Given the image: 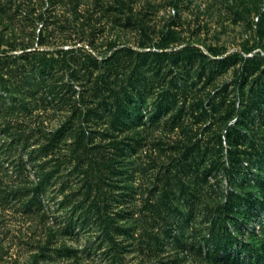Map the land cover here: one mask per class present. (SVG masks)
<instances>
[{"label":"rangeland","instance_id":"1","mask_svg":"<svg viewBox=\"0 0 264 264\" xmlns=\"http://www.w3.org/2000/svg\"><path fill=\"white\" fill-rule=\"evenodd\" d=\"M41 9L47 10L44 26L31 15ZM40 31L44 43L39 42ZM24 41L31 43L28 50L84 44L99 60L77 57L78 77L66 69L57 75L54 70L48 72V82H56L51 92L44 84L31 85L32 79L25 82L16 74L5 75L11 83L8 90L16 91L1 88L0 93L7 98L5 106L16 108L11 114L4 111L0 120V189L10 193L19 184L32 186L36 164L60 157L64 161L61 180L68 186L65 193L74 199L64 208L59 206L64 194L53 191L61 187L59 181L51 191L55 198L48 203V216L40 217L1 196L0 264H31L51 229L59 232L55 246L65 242L77 249V255L55 252L43 264H217L205 257L215 246L219 228V219L210 209L230 199L239 205L227 217L233 239L222 264L249 261L245 243L264 253V0H0V50L20 53ZM163 42L168 47L157 48ZM185 45L198 50L167 55ZM119 47L152 53L138 56L132 64L116 61L112 72L110 65L99 61ZM235 51L240 53L237 58L212 61ZM22 63L29 68L34 59ZM94 90H117L118 110H122L121 90L133 91L132 99L123 98L130 113L120 112L124 115L118 117L119 128H113L104 109L87 123L95 142L102 143L106 155L115 161V170L105 179L112 214L124 216L121 223L134 229L128 233L125 228L126 233L116 235L115 245L127 246L122 259L98 237L91 216L85 228L62 235L73 204H78L86 189L87 165L76 167L70 155L72 130L66 132L55 154L45 157L40 151L64 123L78 127L85 120L72 104L86 94V103L95 106L101 93ZM11 96H24L26 101L23 106L14 104ZM242 117L245 146L262 157L257 154V163L245 160V166L251 163L250 170L230 176L223 169H213L212 161H227L233 144L227 128ZM21 133L30 138L29 150L42 158L32 160L20 147L4 151L13 135ZM113 138L120 142L118 146L127 147L125 152L108 146ZM168 199L174 206L161 218L150 204ZM172 222V235L165 236ZM152 230L163 237V243L148 245L146 235ZM148 246H156L157 254H149ZM189 246L201 248L205 258L195 256Z\"/></svg>","mask_w":264,"mask_h":264},{"label":"trees","instance_id":"2","mask_svg":"<svg viewBox=\"0 0 264 264\" xmlns=\"http://www.w3.org/2000/svg\"><path fill=\"white\" fill-rule=\"evenodd\" d=\"M33 20L41 21L42 26L46 24L47 21V10L41 9L35 15L34 12L31 13ZM42 28V27H41ZM42 31V29H40ZM38 35L39 42L44 43L45 40L42 36V33ZM31 43L23 42L21 49L22 52L15 53L10 50H0V89L4 88L5 91H9L10 93L15 92L16 90H8L11 87V83L8 81V78L5 76L6 74L12 75L16 74L18 78L25 80L32 79L30 84H36L34 86H40L44 84L47 88H49V92L55 89L56 82L49 81L45 77L46 74L50 71L54 70V74L57 75L58 71L66 69V71L71 72L73 77H78L76 74V58L79 56H84L86 58L89 57V60L98 61V56H94L93 50H89L84 44L76 45L72 44L66 45L62 44L58 48L51 49H30ZM65 45V46H64ZM168 47L164 42L158 44L157 48L164 49ZM11 49H15V47H11ZM152 48L149 49L151 51ZM198 50L196 46L193 45H185L180 50H172L171 52H167L169 56H177L179 54L190 55L193 51ZM152 52H140L136 51L129 47H119L114 49L110 54H105L101 57V61L103 63H107L111 67L112 72L114 71L113 64L116 61L126 60L132 64L138 56L141 55H149ZM157 54V52L153 53ZM239 52L235 51L231 55H226L220 61L212 60L213 62L222 63L230 60L232 58H237L239 56ZM213 55H218L215 50H213ZM27 59H34V64L32 67L27 66V64H20L22 61ZM237 60V59H236ZM235 60V61H236ZM80 61V60H78ZM29 64L31 62L29 61ZM39 70V71H38ZM37 73V74H34ZM115 72V71H114ZM106 78V75H105ZM111 87L112 81L108 78L105 79ZM31 86V87H34ZM95 92L100 91V95L96 97H100V100H97L95 106L89 107L85 100H87V95L80 94V98H76L72 104L75 109H78L79 114L85 119L82 123L77 127V124L64 123L60 129H58L55 133H53L50 137H48V142L40 146V151H42V155L45 157H49L51 153L55 154V149L58 147L59 143L62 141L64 135L68 130H72L73 137V147L70 155L76 159V167H82L83 165H87V169L85 171V192L78 200V204H73L72 214L67 218V223L63 226L62 235H71L75 233L79 228H85L88 225V221L90 220V216L94 219L93 223H96L98 226V230L100 232V236L102 241H106L110 247H114L118 257L123 258V251L127 246H116V235L122 234L123 232L131 233L134 231L130 226H126L121 223V220L125 219L124 216H120L118 213L112 214V211L109 206V197L111 192L109 189H105V182L108 172H113L115 170L113 156H107L105 148H103L102 143L95 142L94 135L91 134L87 123L89 122L90 117H97L100 115L104 109L103 115H106L107 118L111 119V124L113 128H119L118 126V117H121L124 114L120 112H128L130 113L127 103L123 100V98L132 99L133 91L132 90H121V95L123 94L122 101H120L121 109H117V102L119 100L118 91L117 90H94ZM124 91V92H123ZM7 98L3 93H0V120L4 116V111L9 112V114L15 112L16 105L5 106L7 102H5ZM10 100L14 104L22 105L25 103L26 98L11 96ZM103 106L102 109L99 108L98 105ZM23 106V105H22ZM244 118L240 120V122L236 123V126H228L227 132L230 138L233 139V144L230 149H228L229 153L227 155V161H220L219 159H214L213 169L224 170L228 175H238L241 172L246 170H250V164L248 166L244 165L245 160H249L252 163H257L259 159L256 158L257 154L261 158L262 154L256 153V151H251L247 148L246 143L244 141L245 134L242 133V128L240 124ZM86 122V123H84ZM254 122L249 121V124H253ZM127 125V121L123 123V126ZM254 129V127H253ZM258 134V130L255 131V135ZM120 142L118 139L113 138L108 143V146H112L117 148L120 153L125 152L127 147L118 146ZM30 138L25 135V133H21L19 135H13L10 143L6 145V149L4 151L11 152L16 150L17 147H20L22 152L27 151L29 157L32 160H37L42 158L39 154H34V149L29 150L30 148ZM3 153V143L0 144V162L1 155ZM120 156V154H119ZM64 161L60 157H51L47 160H42L37 163V178L32 186H28L26 184H19L16 188H11L10 193L3 191L0 189V197L3 196L6 199L16 200L21 205L24 212L27 214H37L40 217L48 216L47 215V206L51 199L55 197L51 194L53 186L56 185L59 181H61V187L53 189L59 190L60 193L64 194L62 199H59L58 204L61 207H66L68 204L74 199L71 198L70 194L65 193L68 189L65 184V180H61V177H64L63 172L61 171L62 165ZM21 166H24V163H21ZM246 174V173H245ZM61 188H63L61 190ZM65 188V189H64ZM58 191V192H59ZM86 203V204H85ZM150 205H154V212L157 213L158 216L163 218V214L165 211L169 212L174 203L169 199L164 201L160 200L157 203H153ZM239 205L236 200L230 199L229 201L222 202L219 205V208H211L210 214H216V220L219 219L218 222V233L214 237L215 246L209 248L205 253V257L209 259V261L216 262L217 264H222L221 260L228 256L229 254V243L232 241V235L228 232L227 220L228 216L231 213V210L234 206ZM78 213V214H77ZM120 213V212H119ZM116 214L119 217H116ZM85 218L86 220H84ZM83 219V220H82ZM171 222V221H168ZM81 223V224H80ZM173 222L164 230L166 233L165 236H171L173 231ZM126 228V230H125ZM58 230L51 229L47 235V239L39 244L38 252H36L33 256V260L31 264H43L46 260H50L54 257L55 252H59L62 255H66L67 257H71L72 255H77V249L69 246L67 243L62 242L60 246H55L58 240ZM133 235V232H132ZM148 245L161 244L163 237L154 232H148L147 235ZM163 243V242H162ZM159 249H162L163 246H157ZM182 246H180L181 248ZM191 251L195 253V256H201V248L198 250L194 249V246H189ZM244 249L250 254L249 261H245L242 264H264V253L254 248L251 244L245 243L243 244ZM121 248H123L121 250ZM149 254L156 255L158 251L156 246H148ZM186 250H188L186 248ZM181 251H184L183 248ZM189 253H191L189 251ZM204 257V258H205ZM211 257V258H210ZM226 262V261H225Z\"/></svg>","mask_w":264,"mask_h":264}]
</instances>
